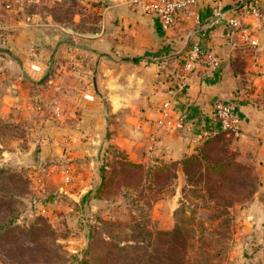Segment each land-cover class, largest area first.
<instances>
[{"label": "rangeland", "instance_id": "rangeland-1", "mask_svg": "<svg viewBox=\"0 0 264 264\" xmlns=\"http://www.w3.org/2000/svg\"><path fill=\"white\" fill-rule=\"evenodd\" d=\"M74 1L54 8L63 29L71 28ZM91 17L82 27L92 24ZM71 69L66 73L76 72ZM55 73L48 69L42 83L27 89L32 101L11 107L8 115L0 108V264H108L109 243L125 252L140 247L144 259L157 264L166 255L156 252L160 234L172 232L171 264L183 262L184 254L185 264H264V245L251 227L245 229L242 215L259 188L258 166L233 133L199 146L193 155L198 164L187 165L186 178L182 165L131 161L113 141L116 115L100 100L104 141L85 155L82 148L56 144L50 131L80 120L82 111L89 117L94 102L81 106L73 94L60 96L61 83H51ZM158 170L162 174L154 175ZM94 173L97 183L90 180L89 193H80ZM117 223L127 226L119 231ZM131 230L141 242L131 239Z\"/></svg>", "mask_w": 264, "mask_h": 264}, {"label": "crops", "instance_id": "crops-1", "mask_svg": "<svg viewBox=\"0 0 264 264\" xmlns=\"http://www.w3.org/2000/svg\"><path fill=\"white\" fill-rule=\"evenodd\" d=\"M21 1L24 21L19 22L5 11L6 0H0V25L10 28L5 39L0 30L1 112L8 115L11 107L32 101L24 93L52 68L58 74L52 75L51 83H61L58 89L63 86L60 96L73 94L71 99L81 106L94 102L89 117L82 111L81 121L50 131L56 144L93 155L91 145L104 141L103 111L97 103L101 100L116 115L114 143L131 161L159 164L180 162L196 152L205 138L219 131L211 119L212 106L231 104L240 119L233 134L240 151L254 157L259 175L255 198L242 211L244 227H251L255 241L264 245V22L246 23L258 41L256 47L245 44L226 23L234 14L232 5L264 8V0H196L191 18L181 19L167 32L160 29L156 16L130 9L120 0H75L74 29L66 28L70 33L54 13L69 0ZM89 15L94 21L82 28ZM193 45L215 53L218 64L192 72L182 94L169 98L160 93L163 75L177 71ZM68 68L77 73H66ZM166 100L171 102V117L158 126L160 106ZM180 118L183 127L176 128ZM59 134L63 136L57 138ZM89 176L82 182L80 193L85 195L92 188L88 182L98 181L95 173Z\"/></svg>", "mask_w": 264, "mask_h": 264}, {"label": "built area", "instance_id": "built-area-1", "mask_svg": "<svg viewBox=\"0 0 264 264\" xmlns=\"http://www.w3.org/2000/svg\"><path fill=\"white\" fill-rule=\"evenodd\" d=\"M126 7L137 9L149 16H156L160 29L164 32L170 31L181 19L191 18V9L196 0H120ZM4 9L8 14H12L17 21H24L23 4L21 0H6ZM234 13V12H233ZM221 18V14L218 16ZM249 19L264 22V8L257 5L244 7L242 13L233 14L226 19L229 30L236 32L242 41L252 47L258 45V41L246 25ZM1 37L5 39L9 35L10 28L4 24L0 25ZM218 64V57L215 53L205 51L198 45H193L188 50L181 67L175 74H164L162 81L158 85L159 92L172 98L177 94H182L188 89L189 75L199 69L215 67ZM171 102L166 100L159 110L160 118L158 126H162L171 117ZM211 119L218 124L219 130L227 133H235L239 129L240 119L234 107L229 103L218 102L211 108ZM183 127V120L180 118L176 123V128Z\"/></svg>", "mask_w": 264, "mask_h": 264}, {"label": "trees", "instance_id": "trees-1", "mask_svg": "<svg viewBox=\"0 0 264 264\" xmlns=\"http://www.w3.org/2000/svg\"><path fill=\"white\" fill-rule=\"evenodd\" d=\"M247 6H248V3L234 4L229 9H231L237 15H240L242 13L244 7H247ZM82 25H84V23H82L80 26L82 27ZM0 43H3V40L1 39V37H0ZM171 71L172 72H167V73L168 74H175V72H176V70H171ZM43 80H45V79H42V82H43ZM224 134H231V133H227V132H223V131L219 130L216 133H214L212 136H209V137L205 138L202 141L201 146H204L205 144L209 143L213 139L219 138V137L223 136ZM200 147H199V149H200ZM196 153L197 152H194V153L186 156L180 162H172V163L175 164V166L176 165H182L183 166V173H184L186 178H188L190 176V172H191L187 168V165L194 166V165L198 164L197 155L193 156ZM125 165L127 167H129V168H132V169H137L138 170L140 168V165L133 164V163H130L128 161L125 162ZM155 174H162L161 170L156 171L154 173V175ZM101 180H102V185L105 186V178H104V176H101ZM254 193H257V190ZM116 225H117L118 228H120L119 231H121L122 228H125L127 226V225H124L122 223H119V224L117 223V224H114L113 227H115ZM106 226H107V224H106ZM113 227L112 226H108L107 228H111L112 230H114ZM0 229H1V227H0ZM176 231H177V229H176ZM131 232L134 234V236L133 235L131 236V239L133 241H135V242H141V238H140L139 234H137L136 231H133V230H131ZM107 233L110 234V232H108V231H107ZM176 233L172 232V233H161L160 234V236H161L160 244L162 245V247L160 249H158V250H156V249L155 250H156V252H161V251L165 250L166 253H164V254H166V255L164 257L157 258V264H171L172 263L171 259L169 258V253L173 250V246H172L171 242H172V238H173L174 234H176ZM110 238H111V236H110ZM163 238H168V240L170 242L167 247H164V242L162 241ZM107 246L109 247V252L107 253V255L105 257H106V259L110 260V261L107 262L108 264H150V262L145 260L144 257L141 255L142 248H140V247H132L130 252H125V251L119 249V247H118V245L116 243H114V244L109 243ZM218 255H221V254L218 253ZM185 258H186V256L184 254L183 255V262H181V263L178 262V264H185L184 263Z\"/></svg>", "mask_w": 264, "mask_h": 264}]
</instances>
